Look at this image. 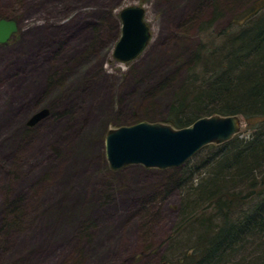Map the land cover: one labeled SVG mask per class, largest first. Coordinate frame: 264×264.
Returning <instances> with one entry per match:
<instances>
[{
	"label": "rangeland",
	"instance_id": "374dc122",
	"mask_svg": "<svg viewBox=\"0 0 264 264\" xmlns=\"http://www.w3.org/2000/svg\"><path fill=\"white\" fill-rule=\"evenodd\" d=\"M252 1L0 0V18L18 22L0 43V264H171L207 162L113 169L106 134L140 120L175 127L165 119L191 53ZM130 4L145 7L152 37L120 61Z\"/></svg>",
	"mask_w": 264,
	"mask_h": 264
},
{
	"label": "trees",
	"instance_id": "16d2710c",
	"mask_svg": "<svg viewBox=\"0 0 264 264\" xmlns=\"http://www.w3.org/2000/svg\"><path fill=\"white\" fill-rule=\"evenodd\" d=\"M232 23L224 36L207 35V44L191 53L193 65L173 90L165 119L178 128L215 113L246 120L245 130L205 145L180 165L200 157L209 174L194 187L198 204L172 236L171 251L191 245L190 252L179 263L164 255L172 264H264V0L250 2ZM190 225L197 227L189 235L199 241L182 239Z\"/></svg>",
	"mask_w": 264,
	"mask_h": 264
},
{
	"label": "water",
	"instance_id": "95a60500",
	"mask_svg": "<svg viewBox=\"0 0 264 264\" xmlns=\"http://www.w3.org/2000/svg\"><path fill=\"white\" fill-rule=\"evenodd\" d=\"M122 34L115 45L114 56L120 61L136 58L148 45L151 27L146 9L139 4L121 8ZM18 30L14 19L0 18V43H6ZM50 112L48 107L36 111L28 120L34 125ZM244 117L239 114L204 115L191 125L175 128L159 121L143 120L108 130L106 155L113 169L129 164L166 168L180 166L209 143L230 140L241 131Z\"/></svg>",
	"mask_w": 264,
	"mask_h": 264
},
{
	"label": "bare ground",
	"instance_id": "6f19581e",
	"mask_svg": "<svg viewBox=\"0 0 264 264\" xmlns=\"http://www.w3.org/2000/svg\"><path fill=\"white\" fill-rule=\"evenodd\" d=\"M218 13V12H217ZM216 13V14H217ZM244 119H245V117H244ZM179 183V182H178ZM180 183H182V180L180 181ZM180 185V184H179ZM237 215H241V214H237ZM194 223H197V224H195V225H201L200 224V221H198V219L196 220V221H194ZM192 227H197V226H192V225H190V226H187V227H184L183 229H182V235H183V237L185 238V240L186 241H189L190 242V240H192V239H194V236H191V235H189L190 233H189V231L191 232V234H193L194 233V229L192 228ZM205 228H201L200 229V231H202V232H204L203 230H204ZM238 239H240V237L238 238ZM237 242V241H236ZM238 243V242H237ZM190 246L191 245H188L187 247H185L183 250H174V251H171V249L168 251V254H169V257L171 258V257H173V254H174V256L177 258L176 259V261H175V263H179V261H180V259H183V258H185V256L187 255V254H189V248H190ZM175 247V246H174ZM235 261V260H234ZM234 261H232V262H234ZM231 262V264H233ZM171 264H172V262H170Z\"/></svg>",
	"mask_w": 264,
	"mask_h": 264
}]
</instances>
